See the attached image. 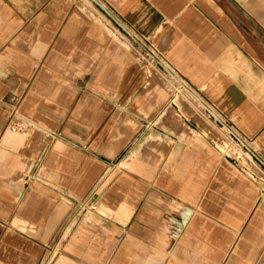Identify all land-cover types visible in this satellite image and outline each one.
Masks as SVG:
<instances>
[{
  "label": "crops",
  "instance_id": "0c3cea01",
  "mask_svg": "<svg viewBox=\"0 0 264 264\" xmlns=\"http://www.w3.org/2000/svg\"><path fill=\"white\" fill-rule=\"evenodd\" d=\"M259 178L264 0H0V264H264Z\"/></svg>",
  "mask_w": 264,
  "mask_h": 264
},
{
  "label": "rangeland",
  "instance_id": "374dc122",
  "mask_svg": "<svg viewBox=\"0 0 264 264\" xmlns=\"http://www.w3.org/2000/svg\"><path fill=\"white\" fill-rule=\"evenodd\" d=\"M112 36L114 37V39H117V40L126 39L127 41H130V50H131V53H133V57L135 58L136 61L138 60V57H139L141 59L144 58L145 60H147L149 64L152 63V66L149 67V75H150L149 80L158 82L157 84L161 87V92H163L162 94L168 97L167 103H166V106L168 107L170 105V100H171L170 98L171 93H169V89H170L169 85H170L171 79L168 74L163 73L162 71L158 70L157 67L154 66L155 63L153 62V60L157 58L156 54H154L153 51L150 50L148 46L145 48L146 50L141 53V51H139V45L135 42L136 38H134L132 33H128L126 29L125 30L119 29L116 32L114 31V34H112ZM123 36L125 37L127 36V38H123ZM137 42H140V41H137Z\"/></svg>",
  "mask_w": 264,
  "mask_h": 264
},
{
  "label": "built area",
  "instance_id": "2783aa9c",
  "mask_svg": "<svg viewBox=\"0 0 264 264\" xmlns=\"http://www.w3.org/2000/svg\"><path fill=\"white\" fill-rule=\"evenodd\" d=\"M210 114L217 120H219L216 113L212 110H209ZM11 127L10 129L13 132H19V133H26L28 132L32 127L33 123L23 117H21L18 113V105H14L11 108V118H10ZM261 188H260V197L264 199V178H259Z\"/></svg>",
  "mask_w": 264,
  "mask_h": 264
}]
</instances>
